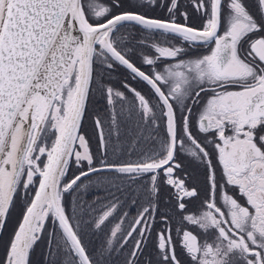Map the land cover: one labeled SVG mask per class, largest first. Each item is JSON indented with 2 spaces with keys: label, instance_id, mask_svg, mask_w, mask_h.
Listing matches in <instances>:
<instances>
[{
  "label": "snow or ice",
  "instance_id": "6c2138e0",
  "mask_svg": "<svg viewBox=\"0 0 264 264\" xmlns=\"http://www.w3.org/2000/svg\"><path fill=\"white\" fill-rule=\"evenodd\" d=\"M0 264H264V0H0Z\"/></svg>",
  "mask_w": 264,
  "mask_h": 264
},
{
  "label": "flooded vegetation",
  "instance_id": "af4514ba",
  "mask_svg": "<svg viewBox=\"0 0 264 264\" xmlns=\"http://www.w3.org/2000/svg\"><path fill=\"white\" fill-rule=\"evenodd\" d=\"M206 51H207L206 49L201 48V49L195 50V54H197V55L204 54V53H206ZM134 59H136V58H134ZM136 63H137L138 66H141L138 59H136ZM142 70L147 71L148 67L147 66H142ZM131 214L135 215V211L133 210Z\"/></svg>",
  "mask_w": 264,
  "mask_h": 264
},
{
  "label": "rangeland",
  "instance_id": "374dc122",
  "mask_svg": "<svg viewBox=\"0 0 264 264\" xmlns=\"http://www.w3.org/2000/svg\"><path fill=\"white\" fill-rule=\"evenodd\" d=\"M86 130L87 131H91V122H88L87 124H86ZM95 148H96V145H95V142L93 143V150L95 151ZM94 197H92V196H85V199H87V200H91V199H93Z\"/></svg>",
  "mask_w": 264,
  "mask_h": 264
}]
</instances>
